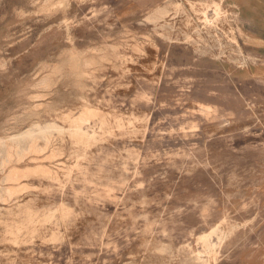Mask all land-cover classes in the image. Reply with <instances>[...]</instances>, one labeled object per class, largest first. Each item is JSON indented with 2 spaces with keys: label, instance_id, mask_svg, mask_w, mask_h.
Returning a JSON list of instances; mask_svg holds the SVG:
<instances>
[{
  "label": "rangeland",
  "instance_id": "rangeland-1",
  "mask_svg": "<svg viewBox=\"0 0 264 264\" xmlns=\"http://www.w3.org/2000/svg\"><path fill=\"white\" fill-rule=\"evenodd\" d=\"M0 264H264V0H0Z\"/></svg>",
  "mask_w": 264,
  "mask_h": 264
},
{
  "label": "bare ground",
  "instance_id": "bare-ground-1",
  "mask_svg": "<svg viewBox=\"0 0 264 264\" xmlns=\"http://www.w3.org/2000/svg\"><path fill=\"white\" fill-rule=\"evenodd\" d=\"M48 128H53V126H49ZM29 134V133H28ZM30 137L34 136V133H30ZM33 148V147H32Z\"/></svg>",
  "mask_w": 264,
  "mask_h": 264
}]
</instances>
